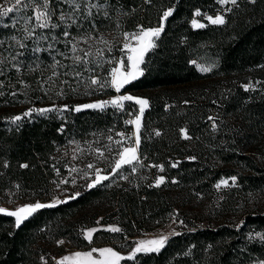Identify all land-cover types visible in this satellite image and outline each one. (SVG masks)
Listing matches in <instances>:
<instances>
[{
	"label": "trees",
	"instance_id": "trees-1",
	"mask_svg": "<svg viewBox=\"0 0 264 264\" xmlns=\"http://www.w3.org/2000/svg\"><path fill=\"white\" fill-rule=\"evenodd\" d=\"M78 2L80 27L73 25L68 31L72 36L81 29L91 32L95 37L92 40L97 39L100 45L97 48L104 51L101 58L123 54L120 36L125 30L139 23L159 21L165 10L171 9L155 46L145 53L143 75L126 85L132 90L145 89L150 99L143 116L140 143L143 161L151 169L150 177L125 183L118 180V173L96 187L80 184L75 199L62 198L59 201L66 202L39 209L19 227L15 217L0 213V264H57L54 257L61 250L58 239L64 237L74 244H88L82 227L97 222L100 216L101 219L115 216L121 231L97 228L100 230L94 233V241L126 238L141 228L151 227L176 203L197 199L200 191L210 187L222 173H235L243 193L264 188V93L238 86L224 95L217 107L230 111L229 118L215 116V130L209 120L210 114L216 113L210 105H219L213 99L214 92H208L204 100L188 96L191 100L183 101L181 95L186 84L200 79L214 84V78L224 73L256 69V75L264 79V0L254 3L237 0V5L227 12L224 24L210 22L203 28L194 27L191 17L196 9H212L217 0H91L92 4L105 6L92 8L91 16L86 11V0ZM60 8L65 13L72 11L64 3ZM11 13L14 16L18 11ZM13 21L9 14L0 17L3 42L0 43V191L15 189L24 197L48 199L58 193L64 175L65 165L59 159L63 144L109 127L128 129L130 125L122 120L126 110L108 105L103 110L88 108L77 112L75 99L69 100L67 110L43 114L33 111L31 116H25L24 112L21 120H13L16 105L20 103L16 101L27 92L21 81L32 79L26 74L15 78L16 67L7 65L6 58L12 55L44 59L56 55L48 47V40H42V44L31 41L32 49L28 44L21 48L19 40L25 37L18 40L10 36ZM63 31V27L56 30L60 38ZM101 36L107 44L99 39ZM61 43L57 42V58L63 57L58 51L65 49V58L69 59H58L57 69L77 70L83 63L74 65L70 46ZM36 48L40 50L33 51ZM90 52L92 55L86 58L97 57V50ZM199 63L211 70L202 72ZM92 65L95 68L89 75L100 73L96 64L88 61L86 66ZM39 70L35 66L33 73ZM109 70L110 66L104 69L106 73ZM37 88L28 95L37 96L36 103L41 105L46 93ZM183 126L187 127L189 139L182 134ZM157 131L159 136L155 135ZM158 166H163V170ZM105 169L111 171L110 166ZM160 172L165 175L164 183L157 186L153 179ZM235 193L227 194L223 204L215 205V209L226 210L241 201ZM251 227L264 234V205L244 210L238 223L225 218L183 228L171 234L158 252L136 253L134 259L126 256L122 263L243 264L252 255L264 256V240L259 235H248Z\"/></svg>",
	"mask_w": 264,
	"mask_h": 264
},
{
	"label": "rangeland",
	"instance_id": "rangeland-1",
	"mask_svg": "<svg viewBox=\"0 0 264 264\" xmlns=\"http://www.w3.org/2000/svg\"><path fill=\"white\" fill-rule=\"evenodd\" d=\"M15 0H0V6L7 7L14 5ZM38 2V0H37ZM62 3L57 4L56 0H52L51 7L56 9V15L53 16V22H57L60 15ZM233 5L231 3L224 5L219 3L217 0V4L212 9H196L195 14L191 17V22L193 20L197 21L200 24H208L210 21L207 19L208 16L215 18L217 15H223L225 21L227 20V12L229 9H232ZM2 10V9H0ZM15 10V9H14ZM169 9H166L168 11ZM199 11L201 15L197 16L196 12ZM164 14V13H163ZM33 15V9L31 7L23 8L20 7V10L17 14L9 13L10 18H12L15 23V27L11 29L10 36L15 37V39L21 37H25L24 39H18L20 43H23L27 46L29 45V49L34 48L32 46L31 41L41 43L43 42L42 39H38L39 36L42 34H48L49 37L52 35H57L56 30H48V29H37L34 37L28 38L27 32L25 31V27H32L35 23L33 20L32 23H26L27 17ZM163 17V15H162ZM161 19L159 21H155L153 23H139L135 28L125 30L120 38L122 44L124 43H131L133 46L136 45L135 40H126L124 37V33H138L141 28L149 29V28H159L163 27L165 19ZM193 24V23H192ZM86 31L81 29L80 32L71 35L68 39L72 37H79L85 34ZM59 37V36H58ZM157 37L153 38V43H155ZM26 41V42H25ZM58 42H63L60 45L66 46L65 39L61 37ZM92 43V44H91ZM31 44V45H30ZM42 44V43H41ZM48 44L53 45L54 41L48 39ZM59 44V43H58ZM57 42L55 45L52 46L51 50L56 52L55 56H51V58H6V64L9 66H13L12 64H20L17 65L16 71L14 72L15 78L29 75L28 79H32L31 82H26L22 80V88L26 89V95L22 96L17 99L16 102H20L16 105V113L15 116H21L24 112H28L31 109H57L62 108L65 105L69 104V100L75 99V106L96 103L99 101H111L118 96L123 95H131L133 97L138 98H145L149 101L150 99L145 94V89H135L132 90L127 88L126 85L122 88L119 92H117L113 87L106 86L104 88H100L99 85H90L88 82V78L90 76H96L101 78L102 80H110L111 79V69L113 67H120L118 61L123 60L125 62V71L130 70V62L127 60V56L129 55L127 49L124 50L123 54L118 55L117 57L113 58L112 54L109 58H101L102 56H97L96 58H86L87 61L90 63L98 60L103 59L106 61L99 67H96L100 73H94L89 75V71H85V64L81 67H78L75 71H81L83 73V77L79 78L78 80L72 79L71 73L73 72L71 69H65L60 71L57 69V60L63 59V61H67L69 58H65L66 50L63 49L64 55L63 57L57 58ZM100 45L97 42V39L89 40L87 43L80 41L77 44V52L73 55H81L86 51L97 50ZM66 48V47H61ZM58 51V54L63 53ZM104 51H102L103 53ZM72 55V56H73ZM54 59H53V58ZM145 57V55H144ZM143 57V60H144ZM31 61L30 63H24L25 65L22 66L21 62ZM53 61L54 63H50L49 61ZM33 62V64H31ZM95 64V63H94ZM199 67L206 68L205 65L202 63L198 64ZM35 66H38L40 70L35 74L33 73V69ZM110 66L109 72L106 73L104 69H107ZM30 68V69H28ZM93 70L95 68L94 65L91 67H87ZM140 68L143 71V64L140 65ZM25 70H28L25 72ZM65 72H68L69 75H64ZM53 73H58V75L54 76ZM258 70L251 69L247 72H240V73H224L220 74L218 77L214 78L212 84L210 80L207 79H200L198 82H192L186 84L181 91V95L183 97V101H190L188 96L199 97L204 100V97L208 94V92L213 93V99L216 100L217 104L214 105L213 103L212 108L216 111L210 114L211 117L218 116L221 118V115L227 116L230 113L224 110V108H218L220 106V102H222L224 95H227L230 91H234L238 88V86H242L244 88L248 87L253 92H263L264 93V79L256 75ZM35 74V75H34ZM49 77H52L50 80ZM245 78V79H243ZM68 80L71 83V87L69 85L64 84L63 81ZM201 82V84H200ZM31 88L28 89V86ZM38 86V89H42V92L46 93V97L43 99L41 105H38L36 102L37 96H31L28 93H32L34 88ZM72 88H75L76 91H72ZM63 92V95H59L60 92ZM178 96V95H174ZM20 100V101H19ZM148 104V106H149ZM109 106H112L109 104ZM147 106V107H148ZM139 105L135 103V100L131 101H123L122 107H117L123 110H126V115L123 116V123L127 124L126 121L134 120L137 115H139ZM146 107V108H147ZM145 108V109H146ZM56 111V110H54ZM145 112V110H144ZM144 116V113H143ZM143 116L141 117V128H140V140H141V130L143 124ZM226 118V117H225ZM213 123V120H212ZM217 125V121H215ZM130 128L126 129L124 127H120L118 129L107 128L103 131H96L90 134H86L83 138H73L69 139L67 144H63L60 150V160L65 165L64 175L61 178L59 184V191L58 193L54 194L51 198L48 199H40V198H30L24 197L19 194L18 190L12 189H5L4 191H0V208L7 209L8 211H15L16 209L23 207L25 205L35 204V203H42V204H52L55 203L62 198H68L72 194H75L79 191L80 184H88L95 179V169H89L87 165L89 163L94 164L96 168L105 169L112 164H114L115 160L118 158L117 150L119 149V145L115 143V141L123 140L125 146H132L133 140H127L118 135V133L123 132L125 136H131L135 131V125L129 124ZM182 129H186V126H183ZM184 135V133L182 132ZM187 134L188 131H187ZM111 136L113 139L109 140L108 137ZM141 143V142H140ZM103 152L104 156L101 157L100 153ZM257 153L258 150H256ZM138 155L140 156L141 162L143 166L137 165V170L135 173H132L130 170V166H124L120 170V176L118 180L120 182L125 181L128 183L130 181H137L138 178H145L148 179L150 177L151 169L146 166L144 163V155L140 152V145L138 147ZM75 157V158H74ZM107 158V159H105ZM215 158V157H214ZM213 158V159H214ZM217 162V161H216ZM75 169V171H73ZM111 171H104L101 174H111ZM122 176H127L128 179H122ZM159 177H165V175L160 172L157 176L153 179L154 182H157ZM236 177L235 181L231 178ZM87 179V180H86ZM68 181V183H63L62 181ZM222 180L228 181V186L221 185L220 188H217L216 185L219 184ZM241 184L238 181L237 175L235 173H222L219 177L214 179L205 191H200L197 199L189 200L188 202H179L176 203L173 209L169 210L165 216L157 218L149 228H141L135 234L130 235L126 238H119V239H99V240H92V243H88L86 245H78L71 242L70 239H65L64 237H60L58 239L57 244L60 246L61 249L57 255H55L54 259L56 260L57 264L59 260L67 255L78 251H89L93 247L95 248H104L110 247L113 248L115 251L119 252L122 256L126 257L129 256L136 244L139 241H148L153 239H159L162 237H169L171 234L182 230L183 228H194L197 225H207L209 222L214 221L216 219H227L229 222L238 223L240 222L244 210L253 207H263L264 205V188L256 189V190H249L247 193L242 191L240 187ZM237 192V195L241 197L235 204L231 206L229 209H215L218 205L223 204V199L227 197V194ZM215 205H217L215 207ZM102 216L98 218L99 224L97 222L88 224L82 227V233L85 235L87 230L92 228H108V227H116L121 229L120 223L115 219V216H111L112 219H101ZM182 221V223H181ZM258 234H261L259 230H256L254 227H251L248 230V235L257 237ZM260 236V235H259ZM167 240V239H166ZM60 241H64L63 244L59 243ZM166 242V241H165ZM94 255H98L94 253ZM253 256V257H252ZM249 261L243 264H260L261 261H264V256L260 255H252ZM123 260L120 262L122 263Z\"/></svg>",
	"mask_w": 264,
	"mask_h": 264
},
{
	"label": "snow or ice",
	"instance_id": "snow-or-ice-1",
	"mask_svg": "<svg viewBox=\"0 0 264 264\" xmlns=\"http://www.w3.org/2000/svg\"><path fill=\"white\" fill-rule=\"evenodd\" d=\"M57 4L64 3L69 5L72 8L71 12L65 13L63 10L60 11V15L58 17L57 22H53V16L56 15V9L51 7L52 0H15L14 5L2 7L0 6V17L7 16L9 13L13 12L14 9L16 11L20 10V7L28 8L31 7L33 9V15L27 17L26 23H32L34 20L35 23L32 25V27H25V31L27 32V37L32 38L34 37L37 29H48V30H54L60 27L64 28V31L62 32V37L65 39V42L67 45L70 46V51L75 54L77 52V44L80 41H83L84 43H87L89 40L94 39L91 32H86L85 34L79 36V37H72L71 39H68L71 37V33L68 31L73 25L76 27H80V24L77 22L78 17L77 13L80 10L81 4L78 2V0H56ZM250 2L254 3L255 0H250ZM86 3L88 7L86 8L88 16H91V9L92 8H102L105 7L104 5L99 4H92L91 0H86ZM219 3L227 5L231 3L233 6L237 5V0H219ZM231 9H229L230 11ZM105 15H107V12H105ZM171 15V9L164 12L163 19H167L168 16ZM196 15L199 16L201 13L199 11L196 12ZM207 19L212 24H218L222 25L225 23V18L223 15H217L215 18L208 16ZM194 27H205L204 24L197 23V21H192ZM13 27H15V23L13 24ZM93 29H95V24H93ZM163 31V27L159 28H149V29H143L138 33H124V37L126 40H135L137 43L135 46H133L131 43H124L123 48L127 49L129 55L127 56V60L130 62V70L125 71V62L121 59L118 61L120 67L116 68L113 67L111 69V79L110 80H102L99 77L96 76H90L88 78V82L90 85H99L100 88H104L106 86L113 87L117 92H119L122 88H124L125 85L131 83L132 81L136 80L140 75H143V71L140 68V65L143 63V57L145 53L150 49L153 48L155 45L153 43V38L159 37L160 33ZM15 39V37H13ZM38 39L42 40H48L51 39L54 42H58L60 37L56 35H52L49 37L48 35H41L38 37ZM101 41H103V37H99ZM0 43H3L0 41ZM103 43L107 44V41H103ZM21 48L26 47L25 44L21 43L19 45ZM49 48H52V45H48ZM40 49L36 48L33 49V51H39ZM111 49L109 48V51ZM19 55V53L17 54ZM60 55H64V53H60ZM92 53L90 51L84 52L83 56L79 55H73L70 57L73 60V64H79L83 63L85 65L88 64V61L86 57L91 56ZM97 56H102V50L97 49ZM12 59H15V57H12ZM103 59H98L94 61L93 63L96 64L97 67L105 63ZM2 63V61H0ZM59 63V62H57ZM13 67H17V65L13 64ZM68 67V66H65ZM202 72H208L211 69L210 68H203L200 69ZM85 71L91 72L92 69L85 67ZM0 72H2V69H0ZM54 76L58 75V73H53ZM64 75H69L68 72H65ZM72 79L78 80L79 78L83 77V73L80 71H73L71 73ZM51 80L52 77H49ZM64 84L69 85L71 87V83L68 80L63 81ZM251 87V86H248ZM248 87H246V90H248ZM72 91H76L75 88H72ZM59 95H63V92L61 91ZM135 100V103L138 104L139 107V115L136 116L134 120H128L126 121L127 124H134L135 125V131L131 136H125V133L120 132L118 135L124 139L127 140H133L132 146H125L123 140L115 141L117 145H119V149L117 150V156L118 158L115 160L114 164L110 165L112 168L111 175L101 173L104 171H107L106 169H99L96 168L94 164L89 163L87 167L89 169H95V179H93L89 183V187H96L100 184H102L103 181H107L111 178L112 175H117L120 170L124 166H130V170L132 173H135L137 170V165L143 166L140 156L138 155V147L140 145V128H141V117L143 116L145 108L148 106L149 101L145 98H138L133 97L131 95H123L118 96L115 99H112L111 101H99L96 103H90V104H84V105H78L75 106L74 110L79 112L82 109H88V108H95L103 110L106 106L111 104L114 107H122L123 101H131ZM68 106L65 105L63 109H31L28 112L24 113L25 116H31L33 111H38L39 113L43 114L48 111H63L67 110ZM21 116H16L13 118L15 121L21 120ZM209 120H213V129L215 130L217 125L215 124V120L213 117H209ZM184 133V138L189 139L190 137L187 134L186 129L181 130ZM155 135L159 136L160 132L157 131ZM109 140H112L113 138L111 136L108 137ZM100 156L103 157L104 153L101 152ZM75 158V157H74ZM107 159V158H105ZM155 166V165H154ZM175 167L176 165H172ZM23 167H27V165H23ZM160 167L161 171L163 170V166ZM75 171V169H73ZM122 179L127 180V176H122ZM233 181H235L236 177L231 178ZM63 183H68V181H62ZM164 183V178L159 177L157 179V186ZM221 185L228 186L227 180H222L219 184L216 185L217 188H220ZM79 193H75L73 196L69 197V199H75L76 196H78ZM66 202V201H57V203ZM54 204H42V203H35L30 205H25L23 207H20L16 209L15 211H8L7 209L0 208V213H4L8 216L15 217L16 220V226L19 227L21 223H23L24 220L28 219L30 216H32L33 213L38 211L42 208L47 207H54ZM99 224V221H97ZM182 223V221H181ZM100 229L92 228L87 230L85 233V238L87 241L91 244L93 240V235L95 232L99 231ZM110 232H119L121 231L119 228L116 227H108L105 229ZM260 235L261 240H264V234H258ZM167 237H162L159 239H153L148 241H139L136 246L134 247L133 252L127 257V259H134L136 253L140 252H158L163 246L166 241ZM59 243L63 244L64 241H60ZM94 253L98 255H94ZM125 257L122 256L119 252L115 251L113 248L110 247H104V248H95L93 247L89 251H78L75 253H72L70 255L62 257L58 264H120L122 260H124ZM260 264H264V261H261Z\"/></svg>",
	"mask_w": 264,
	"mask_h": 264
}]
</instances>
